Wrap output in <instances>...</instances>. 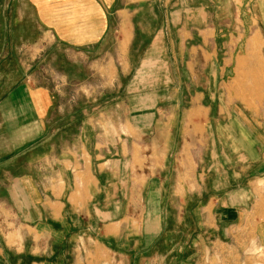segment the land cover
<instances>
[{"label":"crops","instance_id":"0c3cea01","mask_svg":"<svg viewBox=\"0 0 264 264\" xmlns=\"http://www.w3.org/2000/svg\"><path fill=\"white\" fill-rule=\"evenodd\" d=\"M0 6L9 16L3 22L14 27L2 37L7 47L33 39L48 53L73 55L83 71L98 59L142 78L172 70L176 90L164 93L167 83L129 94L119 126L103 111L107 125L87 127L82 109L70 137L68 110L49 88L20 75L9 81L0 93V182L23 205L7 211L14 219L0 231V264H138L171 234L184 239L172 244L184 250L173 256L180 264H196L197 245L206 261L214 246L222 258L231 252L240 259L247 247L264 256V0H0ZM188 140L198 146L190 157L185 152L188 173L172 167L171 179L172 159ZM132 174L143 182L136 196L146 197L137 214L112 200L125 196L118 183ZM171 180L187 185L172 192L178 207L164 202ZM102 192L111 199L106 210L97 201ZM155 197L156 208L149 207ZM169 214L178 215L173 229ZM197 215L198 228L189 225L184 234Z\"/></svg>","mask_w":264,"mask_h":264},{"label":"rangeland","instance_id":"374dc122","mask_svg":"<svg viewBox=\"0 0 264 264\" xmlns=\"http://www.w3.org/2000/svg\"><path fill=\"white\" fill-rule=\"evenodd\" d=\"M3 9L4 7L0 6V93L3 92L5 85L9 81H16L19 75L21 76V80L28 85L46 86L50 89L54 96L57 97L56 103L61 106L63 105V109L65 111L68 110V115L65 119H68L70 122V137L74 136L75 134L74 130L77 122V116L80 117L82 109L84 111V121L87 127L93 126V124L97 126L107 125L106 115L103 116V114H101L103 111H106V114H110L108 113V111H110L114 122L111 119L109 122L113 124V126H119L122 125V121L121 119L117 118V114L122 112V102L127 101L128 98L126 97L130 96L129 94H139L144 88H148L147 90H149L150 87L155 85L161 87L167 83H170V85L168 86L167 90L164 91V93L167 92L171 95L176 93L175 88L172 87L171 84L174 73L172 70L167 72L164 70L158 71V75H156L155 71L154 74H150L149 77L145 75L142 78L137 72H135L134 75H130V72H125V70L122 69L116 70L112 64L107 65L105 64L106 62L104 60L98 59L97 62L90 60L88 63V65H90L89 71H83L82 69L79 70L80 67L77 66V61L73 55L68 58L64 52H62V54H54L53 52L48 53V50L46 51L48 47L42 48L41 42L35 41L33 39H21L20 41L19 39H16L13 48L9 46L7 47L6 38L2 37L6 35L8 31L13 33L14 27L12 22H3L4 19H9V16L2 13ZM42 43L44 44V42ZM53 49H56V47H53ZM13 63L15 65H20V70H17L16 67L12 68ZM63 64H65V68L61 66ZM178 72L182 75L185 73L187 74V72L184 71ZM180 81L182 88L179 90V92L185 94L189 91L188 79H186L184 76L181 77ZM119 82L121 83L120 85H118ZM7 87L8 86L6 85V88ZM109 96H112L113 98L109 100ZM182 106L183 108L186 107V105ZM99 112H101V115H99ZM181 120L183 121V118ZM87 137L92 139L93 135H87ZM169 137H172V135ZM163 138H165V135H163ZM193 146H195V149L198 147L195 145V140L184 141L182 150L176 155V159H172V162L174 163L169 169L171 179L173 178L172 172H174L172 167H175V169L178 171V173L180 172L181 175H184L185 172L188 173V165H184L183 160H185V152L188 153L190 157V152L192 153ZM134 153H139V151L136 150ZM135 161L140 163V157L138 156L136 158V156H134V162ZM145 168L151 171L154 167L149 166ZM131 169L136 172L137 169H141V166L133 165ZM142 183L143 182L141 178L137 174H132L131 177L126 176L121 182L118 183V189L122 190L125 196L112 200L114 201L115 205H117V207L122 209L123 213L127 212L126 210H128V212L137 214L144 208L146 204V197L136 196V193H138L141 189ZM152 184L153 185H151V189L154 191L156 190L157 194L160 185H158L157 182H153ZM107 186L108 185H106L105 188ZM186 186L187 185H184L182 182L176 183L173 180L169 181L165 186L168 194L167 197L164 198V202H167L168 205L175 204L176 207H178L181 202L179 199L172 198V192L174 189L178 190V188L185 189ZM5 187L6 183L4 184L0 182V231H5L8 228L5 223L6 221H11L14 219V215L7 212L10 211L8 209H11V207L19 208L23 205L21 203L22 199L19 196H9L10 194ZM114 189V185L110 186V193L114 192ZM131 189L136 191L134 193V197L130 195ZM103 193L104 192L101 193V197H99L97 201L101 205V209L106 210L104 207L108 205L109 200L111 199L105 198ZM3 198H6L4 199L6 203H4ZM157 200V197H155V199H150L149 207L154 205L153 207L156 208ZM131 213L128 214L131 215ZM99 216L104 218L105 214L102 213L99 214ZM168 217V228L173 229L176 224L179 225L177 214H174V216L173 214H169ZM198 221H200L199 215L195 216L194 220L191 218L190 224L187 222V224L183 225L184 229L182 232L184 234L188 233L189 225L192 229L195 225L193 222L199 225V223H197ZM171 233H173V230H171ZM1 236L2 233L0 232V237ZM179 240L184 239L177 238L174 240L171 234L169 238L165 239V245L160 243L159 245L152 246L149 248L147 253L143 254V260H141V258L137 259V263L180 264L173 261V256H176L178 253H182L184 250L182 248L176 247L175 245L172 247L173 242L176 243ZM53 248L54 250H59L62 255L60 245L53 246ZM65 248L67 249V247ZM196 248L197 253L194 255L196 264H262L264 261L263 252L257 251V249L254 247H247V251L241 252L240 259H237L238 256H233L231 252H229V255H227L228 252H225L223 255L224 258H222L220 254L222 249L219 246H214V251H209V254L213 253V257L209 258L207 261L205 260V247L197 245ZM97 252L99 254L102 253L99 250ZM227 258L229 260H227Z\"/></svg>","mask_w":264,"mask_h":264}]
</instances>
